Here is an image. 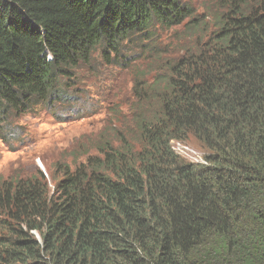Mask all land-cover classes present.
<instances>
[{
	"label": "trees",
	"instance_id": "16d2710c",
	"mask_svg": "<svg viewBox=\"0 0 264 264\" xmlns=\"http://www.w3.org/2000/svg\"><path fill=\"white\" fill-rule=\"evenodd\" d=\"M219 4L199 53L132 108L130 138L74 170L46 167L53 191L42 172L0 177V264H264V0ZM195 15L183 0H0V134L11 115L57 104L59 81L97 51L123 64L125 43Z\"/></svg>",
	"mask_w": 264,
	"mask_h": 264
},
{
	"label": "rangeland",
	"instance_id": "374dc122",
	"mask_svg": "<svg viewBox=\"0 0 264 264\" xmlns=\"http://www.w3.org/2000/svg\"><path fill=\"white\" fill-rule=\"evenodd\" d=\"M183 1L195 11L198 26L157 29L152 42L125 43L128 61L117 66L103 61L97 51L90 66L59 81L57 104L11 115L0 134V177L9 180L42 172L53 191L59 179L52 180L46 167L55 172L57 164L60 168L66 164L74 170L88 152L98 154L99 143L114 139L117 147L120 134L130 138L136 132L132 108L149 96L152 83L169 68L199 53L224 14L219 0ZM173 148L187 163L202 159L206 164V152L196 143L174 142ZM62 175L56 173L57 178Z\"/></svg>",
	"mask_w": 264,
	"mask_h": 264
},
{
	"label": "built area",
	"instance_id": "2783aa9c",
	"mask_svg": "<svg viewBox=\"0 0 264 264\" xmlns=\"http://www.w3.org/2000/svg\"><path fill=\"white\" fill-rule=\"evenodd\" d=\"M174 142H177V141H173V142L171 143V148H172L173 151H174V148H173V144H174ZM178 143H179V142H178ZM193 164H196V165H199V166H203V165H205V163L203 162L202 159H200V160H195V162H194Z\"/></svg>",
	"mask_w": 264,
	"mask_h": 264
},
{
	"label": "clouds",
	"instance_id": "9594fccd",
	"mask_svg": "<svg viewBox=\"0 0 264 264\" xmlns=\"http://www.w3.org/2000/svg\"><path fill=\"white\" fill-rule=\"evenodd\" d=\"M173 141H176V140H173ZM173 141H171V143L173 142ZM177 142H181V141H177ZM171 143H170V148H171ZM171 150H172V148H171ZM173 151V150H172ZM174 153V152H173ZM189 164H192V165H195V166H199V165H196V164H193V163H189ZM209 165V162L207 161V159H206V164L205 165H203V166H208Z\"/></svg>",
	"mask_w": 264,
	"mask_h": 264
}]
</instances>
